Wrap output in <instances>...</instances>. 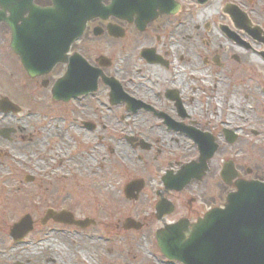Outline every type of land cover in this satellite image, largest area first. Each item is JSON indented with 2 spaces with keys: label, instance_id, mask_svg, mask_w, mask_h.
Here are the masks:
<instances>
[{
  "label": "flooded vegetation",
  "instance_id": "obj_1",
  "mask_svg": "<svg viewBox=\"0 0 264 264\" xmlns=\"http://www.w3.org/2000/svg\"><path fill=\"white\" fill-rule=\"evenodd\" d=\"M110 1L101 0V4ZM18 6L15 12H26L20 24L27 12H33L32 6L50 7L52 0H18ZM0 10L5 17L11 12L1 6ZM97 13L86 21L63 61L38 76L25 72L9 48L10 29L0 22L11 54L6 56L12 58L7 68L14 64L16 78L14 85L11 80L6 84L4 96L15 102L12 88H26L33 96L37 89L46 90L51 105L60 104L69 112L67 123L81 132L84 140L80 141L91 153L93 168L125 175L119 185L123 190L129 183L135 188V197L129 200L137 202L145 192L144 206L159 224L183 221L190 229L207 211L223 207L238 180L262 179L258 165L249 167L244 158L251 154L259 134L245 121L231 126L232 120L223 114L232 107L231 96L252 101L264 97L253 66L264 63V0H162L142 12L114 8ZM60 79L69 97L55 101L51 94ZM247 81H251L250 94L241 90ZM22 111L21 107L18 113L0 112L1 236L9 223L21 218L17 207L22 196L16 199L15 193L21 189L22 177L18 185L7 184V175L11 177L7 166L13 174L22 173L21 166L27 162L16 155L18 142L27 138L34 143L37 135L36 123L27 120L35 110ZM233 116V120L243 119L240 112ZM39 127L58 129L56 123ZM245 130L252 137H242ZM88 138L93 140L92 148ZM230 144L237 145L233 154ZM60 155L68 162L72 153L67 149ZM34 162L30 170L37 167ZM25 175L24 182L35 181L34 175L30 179ZM169 209L171 213L164 215ZM73 218L80 219L75 214ZM96 224L91 219L88 228Z\"/></svg>",
  "mask_w": 264,
  "mask_h": 264
},
{
  "label": "rangeland",
  "instance_id": "obj_2",
  "mask_svg": "<svg viewBox=\"0 0 264 264\" xmlns=\"http://www.w3.org/2000/svg\"><path fill=\"white\" fill-rule=\"evenodd\" d=\"M7 43L8 37L4 36L0 29V64L2 65L0 66V70L2 69L0 97L6 94L4 91L8 86L6 84L11 80L14 85L16 79L13 72L14 64L9 65L11 69L7 68V63L12 60L6 56V54L11 56ZM253 66H256L259 80L261 79L260 82L264 86V63L256 62ZM12 74L13 78L10 77ZM246 84L241 85V90L245 89L244 91L250 94L251 81H247ZM11 91L15 102L21 105L22 112L30 110V107L35 110V114L27 118L36 123L34 130L37 135L34 143L25 138L22 142H18L19 150L16 152L17 156L27 162V165L21 166L22 173L13 174L8 166L6 170L11 173L10 179L7 175L9 185L20 184L19 180L22 177L21 189L15 193L16 199L22 196L19 198L17 210L20 211L21 217L30 214L33 227L21 243H14L8 236L12 224H8L5 235L0 234V264H164V258L158 254L154 239V233L162 225L156 222L151 214L149 215L150 210L144 206L145 192L137 202L129 200L119 185L125 175H120L118 171L108 174L105 170L101 172L93 168L91 153L87 152V146L80 141L84 140L81 132L74 130L67 123L69 112L60 104L51 105L46 90L37 89L36 96L31 95L28 89L23 87L16 91L12 88ZM33 98L34 104L31 103ZM258 100L252 101L251 97L244 99L238 95L231 96L229 104L232 107L225 109L223 116L228 117L229 122L232 120L231 126L240 125L245 121L260 135L261 138L259 139L258 135L252 143L254 148L251 154H247L244 158L247 166L252 167L254 163L258 165L256 169L260 170L263 179L264 97L260 96V101ZM236 112H240L244 120H233V113ZM33 113L31 111V114ZM22 121L24 123V120ZM54 123L60 130L47 131L39 127L52 126ZM67 126L69 128L64 132V127ZM245 133L246 130L241 134L242 137H252L251 134ZM58 134L64 136L60 137ZM88 142L89 147L92 148L93 140L88 138ZM54 147L56 154L53 151ZM235 147L237 145L230 144L232 154ZM34 149H39L40 153L37 154ZM67 149L72 153L68 162L63 161V156L60 155ZM93 153L96 155V152ZM43 157L47 160H42ZM33 159L36 161L34 162ZM59 160L61 163L58 162ZM31 161L37 166L35 170L29 169ZM25 174L34 175L35 181L24 182ZM49 198L55 201L49 203ZM53 205L56 208L67 206L66 208L81 220L94 219L97 224L91 228L87 226L86 229L52 221L41 224L45 210ZM127 218L134 219L143 226L136 231L124 230L122 224ZM169 218L177 217L171 215Z\"/></svg>",
  "mask_w": 264,
  "mask_h": 264
},
{
  "label": "water",
  "instance_id": "obj_3",
  "mask_svg": "<svg viewBox=\"0 0 264 264\" xmlns=\"http://www.w3.org/2000/svg\"><path fill=\"white\" fill-rule=\"evenodd\" d=\"M161 1L112 0L110 5L102 6L100 0H53L51 8L32 6L33 12L18 25L16 21L24 13L14 11L18 0H0V5L11 10L8 17L0 12V22L3 20L9 26L10 48L19 55L27 74L33 76L46 73L56 62L63 60L69 44L81 34L85 21L95 16L97 10L134 8L142 11L147 5ZM132 13L120 14L130 16ZM63 81L60 79L55 84V100L68 97L62 91ZM0 109L16 110L5 98L0 100ZM164 181L168 184L167 178ZM236 187L224 208L209 211L191 230H187L181 221L157 231V245L164 256L183 264H264V181H237ZM134 189L133 184H128L126 196L134 197ZM47 219L80 227L89 224L88 220L74 221L72 215L64 211L48 210L43 221ZM130 227L138 229L140 224L126 219L124 228ZM31 229V218L25 215L12 226L10 235L20 241Z\"/></svg>",
  "mask_w": 264,
  "mask_h": 264
},
{
  "label": "bare ground",
  "instance_id": "obj_4",
  "mask_svg": "<svg viewBox=\"0 0 264 264\" xmlns=\"http://www.w3.org/2000/svg\"><path fill=\"white\" fill-rule=\"evenodd\" d=\"M248 145H246V147H247Z\"/></svg>",
  "mask_w": 264,
  "mask_h": 264
}]
</instances>
